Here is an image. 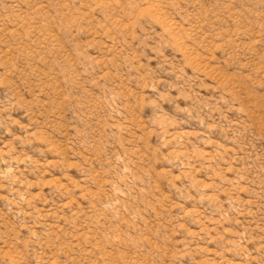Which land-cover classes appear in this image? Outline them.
<instances>
[{"label": "rangeland", "instance_id": "1", "mask_svg": "<svg viewBox=\"0 0 264 264\" xmlns=\"http://www.w3.org/2000/svg\"><path fill=\"white\" fill-rule=\"evenodd\" d=\"M0 264H264V0H0Z\"/></svg>", "mask_w": 264, "mask_h": 264}]
</instances>
